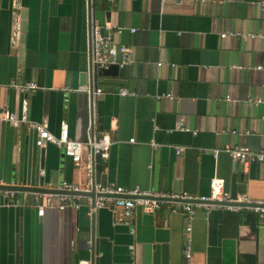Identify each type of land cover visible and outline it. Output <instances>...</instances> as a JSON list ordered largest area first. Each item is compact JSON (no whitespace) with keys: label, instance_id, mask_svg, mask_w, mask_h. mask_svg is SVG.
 Returning a JSON list of instances; mask_svg holds the SVG:
<instances>
[{"label":"crops","instance_id":"crops-1","mask_svg":"<svg viewBox=\"0 0 264 264\" xmlns=\"http://www.w3.org/2000/svg\"><path fill=\"white\" fill-rule=\"evenodd\" d=\"M263 4L0 0V111L20 115L26 101L28 120L56 136L65 123L73 140L107 134L112 141L108 159L84 148L79 165L47 145L38 171L33 131L0 121V185L38 188L42 177L43 189L98 182L197 198L219 178L231 196L264 202V163L243 167L224 152L264 150ZM91 19L120 30L114 39L132 56L117 76L93 80L101 91L93 123L89 96L79 91L92 83ZM29 82L38 89L26 95L11 86ZM180 118L189 131L177 130ZM176 147L185 150L177 155ZM7 204L0 206V264H184L187 223L167 207L153 215L136 209L125 225L108 209L91 214L86 206L38 216L30 193L15 192ZM190 241V264H264V215L198 209Z\"/></svg>","mask_w":264,"mask_h":264},{"label":"built area","instance_id":"built-area-1","mask_svg":"<svg viewBox=\"0 0 264 264\" xmlns=\"http://www.w3.org/2000/svg\"><path fill=\"white\" fill-rule=\"evenodd\" d=\"M114 2L116 0H108ZM264 6V4H263ZM106 30L103 34L102 31ZM120 30L115 31L119 33ZM131 33L134 30L130 31ZM90 51H89V72L92 76V83L89 87H82L79 91L87 93L90 101V118L91 123L95 121L93 107L95 99L101 94V91L94 85L93 75L98 71L107 69L110 66L124 68L132 62L131 50L129 47L119 44L114 39V31L111 27H102L99 24L90 21ZM224 36V35H222ZM221 36V37H222ZM257 70L264 71L263 66H258ZM12 87L20 93L26 95L35 92L38 86L29 82L26 84H12ZM120 95H132L131 92L122 89ZM166 97L171 99L170 95H160L157 99ZM259 101H257L258 103ZM27 103L23 102L21 114L17 115L8 109L0 111V121L7 123L13 129L22 126L30 128L35 133V145L38 148H45L47 145H54L62 150L64 156L68 157L76 165L81 163L84 148H87L93 157H99L106 160L109 157V151L112 141L107 134L100 136L91 135L87 142L82 143L69 137L68 128L65 123H61L59 135L51 133L45 124L31 122L27 118ZM93 129V125L91 124ZM177 130L189 131L185 127L182 118L178 120ZM133 142V140H130ZM153 146H156L152 143ZM185 150L184 147H176L175 152L180 155ZM218 151H215V154ZM224 152L228 154L230 159L247 167L251 163H264V150L253 153L244 147H226ZM90 175V170L87 172ZM63 192L55 193H30L33 196L35 204H37L38 216H42L45 208H55L59 212L66 209L79 210L86 206L89 213H95L99 209H108L113 216L117 217L119 223L125 225L131 224L136 209H140L143 213L153 215L162 207H167L170 212H180L187 223L185 228V243L183 246L184 264H190L191 259V222L196 210L203 209L205 211L224 210V211H249L259 216L264 215V202L251 201L246 195L231 196L224 189V182L219 178H212L209 182V195L204 197H190L185 193H152L148 190L133 187L130 189L116 186L113 184L103 185L98 182H91L84 187H79L75 183L61 182L56 189ZM83 192L87 196H79L72 193ZM24 196L27 192H23ZM92 194V196H90ZM14 191L0 190V206L8 205L13 200ZM84 201V204H83ZM241 204H249L250 206H241ZM174 206V207H173ZM119 214V215H118ZM134 235V228L131 229ZM133 247H131L132 249ZM77 264H92V260L80 259Z\"/></svg>","mask_w":264,"mask_h":264},{"label":"water","instance_id":"water-1","mask_svg":"<svg viewBox=\"0 0 264 264\" xmlns=\"http://www.w3.org/2000/svg\"><path fill=\"white\" fill-rule=\"evenodd\" d=\"M119 72V68L117 66H110L107 69H103L101 71H98L96 74L93 75V80L96 82L98 77H105V76H117ZM90 77L92 78L90 72H89ZM34 133V132H33ZM35 135V133H34ZM38 148V147H36ZM40 149L39 151V163H38V167L37 170H43V153H44V149L43 148H38ZM62 152V150H61ZM63 153V152H62ZM64 155V154H63ZM39 178V187L38 188H31V187H18V186H13V185H0V190H7V191H14V192H27V193H55V194H61L63 192L57 191L55 189L51 190V189H43V178L42 177H38ZM72 194H76L79 196H87V193H83V192H78V193H72ZM90 196H92V194H90ZM241 206H250L249 204H241Z\"/></svg>","mask_w":264,"mask_h":264}]
</instances>
